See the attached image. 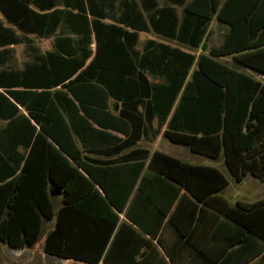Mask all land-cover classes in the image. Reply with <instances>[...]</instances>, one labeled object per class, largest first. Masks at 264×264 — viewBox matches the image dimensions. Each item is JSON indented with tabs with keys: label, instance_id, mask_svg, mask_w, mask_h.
I'll return each mask as SVG.
<instances>
[{
	"label": "crops",
	"instance_id": "1",
	"mask_svg": "<svg viewBox=\"0 0 264 264\" xmlns=\"http://www.w3.org/2000/svg\"><path fill=\"white\" fill-rule=\"evenodd\" d=\"M19 1L42 16L36 18L42 22L44 33L25 31L10 23L0 11L5 28L20 40L0 47V73L10 75V79L3 80L10 84L0 85V93L19 110L15 115L14 106L0 99V132L7 137L10 134V141L2 137L1 146L11 157V179L20 185V210H29L30 197H35L41 204L39 210L51 212L52 217L43 218L41 234L32 247L17 249L0 242L10 264H90L45 254L44 246L43 251L36 250L43 231L45 245L48 234L56 227L57 214L63 210L107 217L109 222L113 220L110 212L118 215V225L103 255H108L112 264H264V238L246 235L224 213L227 205L264 201V191H259L254 202L232 203L225 196L227 192L232 196L231 183L240 185L249 176L262 183L264 180L247 173L241 182H236L224 156L212 159L170 142L164 133L176 106L165 123L158 117L149 119L151 110L145 104L135 106L138 96L145 103L147 98L142 93L138 95L128 82L123 92L113 81L120 80L116 74L105 79L112 93L101 79L91 78L77 85L76 88L87 90L79 94L84 102L64 86L89 65L95 66V62L98 66L129 71L136 68V73L144 75L151 84H166L167 72L157 70L153 74L141 68L157 61V67L173 73L175 49L195 56L186 78L189 82L198 69L199 57L222 48L227 41L230 46H254L218 60L263 81L264 76L254 69H264V0H214L219 4L218 10L210 20H203V26L197 16L185 11L195 0ZM158 19L167 24L155 31L151 20ZM101 25L115 28L102 31ZM102 34L109 38H101L99 47L98 36ZM132 34L137 36L135 42ZM18 48L24 49L26 61L17 66ZM72 57L88 58L83 68L66 80V61ZM135 75L131 72L129 79L136 80ZM29 109L47 113L43 129L30 117ZM21 116H26L36 131ZM164 139L188 148L192 159L198 158L197 163L161 152L158 147ZM67 149L75 154V159ZM156 152L191 165L216 168L229 185L203 203L182 189L164 217L166 197L175 195V191L140 188L143 178L155 177L149 163ZM206 160L215 161V166L205 164ZM3 165L8 172L7 163ZM96 181H101L106 190ZM94 222L97 221L69 217L66 226L82 227L83 235L75 241L84 245L98 243L93 246L98 251L105 236L98 232L104 226ZM99 264H105L104 258Z\"/></svg>",
	"mask_w": 264,
	"mask_h": 264
},
{
	"label": "trees",
	"instance_id": "2",
	"mask_svg": "<svg viewBox=\"0 0 264 264\" xmlns=\"http://www.w3.org/2000/svg\"><path fill=\"white\" fill-rule=\"evenodd\" d=\"M218 5V2L214 0H195L185 8V11L197 16L200 26H203V20L205 22L210 20L217 12ZM0 11L10 23L25 31L43 35L42 22L36 18L42 19V16L35 14L19 0H0ZM221 15L222 13H219V20L222 19ZM165 24L167 21L151 20V27L155 31L165 28ZM100 27L103 28L102 31L115 28L106 25ZM103 34L98 36L99 47L102 43L101 38L103 40L109 38L108 34ZM124 36L127 37V34L124 33ZM136 38L137 36L132 34L133 42ZM19 41L0 20V47L19 43ZM253 46L251 43L230 46L227 41L222 48L212 49L209 55H201L198 59V69L193 72L189 82H186V78L195 61V56L179 49H175L173 73L166 68L157 67V61L150 62L145 68H141L149 70L153 74L157 70L167 72L168 82L166 84H151L144 75L136 73V68L129 71L117 67L98 66L96 62L95 66L89 65L85 71L70 80L83 68L88 58L75 59L72 57L66 61L65 66L66 80L70 81L64 84V80L63 84L75 98H79L82 102L79 94L85 93L87 90L78 89L77 85H81L91 78L101 79V84L112 93V89L105 79L109 74H116L117 79L120 80L113 81L123 92L126 91L124 85L128 82L130 83L128 85H131L130 87L137 91L138 95L142 93V96L147 98L148 101L145 103L144 99L138 96L135 106L145 104L146 108L151 110L147 115L149 119L158 117L161 123H165L174 105L176 106L169 121V129L164 133L165 138L170 142L185 145L193 153L212 159L224 156L226 165L236 182H241L242 177L247 173L264 180V80L258 81L218 60L220 57L243 52ZM254 70L264 76V69L256 68ZM131 72L132 75L136 74V80L129 79ZM4 79H10V75L0 73L2 87L10 84V82H3ZM143 84L146 85L145 88ZM0 99L7 101L10 106H14L15 115L19 112L18 108L2 93H0ZM46 114L45 111L29 109L30 117L42 129ZM48 114L51 115L49 111ZM21 118L36 131V127L31 125V121L26 116H21ZM32 133L29 134L30 139L33 136ZM3 136L5 140L10 141V134L7 137L6 133L0 132V242L12 248H29L34 246L39 239L43 218H51L52 213L39 210L41 204L35 197H30L29 202L32 206L29 210H20L21 203L18 193L20 185L19 182L11 179V157L1 146ZM66 151L72 159L76 158L74 153L68 149ZM4 162L9 167L8 172L4 170ZM143 166L142 164L141 169ZM149 170L154 172L155 177L153 180L143 178L140 188H157L168 193L175 191V195L166 197L167 206L163 211L164 217L171 210L174 200L182 189L190 192L198 203H203L208 198L223 192L229 185L226 177L216 168L191 165L159 152L153 154ZM87 172L94 178L90 170L87 169ZM94 180L97 179L94 178ZM88 182L92 185L90 181ZM96 182L106 190V186L101 181ZM202 191L204 194L200 193ZM108 198L114 204L112 198L110 196ZM36 208L37 210H33ZM224 213L238 227L242 228L246 235L264 238V201L256 204L237 202L235 205H227ZM110 215L113 220L109 222L107 217L96 218L90 213L77 210L59 212L56 227L47 236L44 245L45 254L90 264H99L104 258L105 264H112L108 255L106 257L103 255L116 230L119 217L113 212H110ZM69 217L94 220L97 221L94 224L100 222L104 226L98 232L100 236L105 235L99 244L98 251L93 248L98 243L84 245L79 240L75 241L76 237L83 235V228H68L66 224H68Z\"/></svg>",
	"mask_w": 264,
	"mask_h": 264
},
{
	"label": "rangeland",
	"instance_id": "3",
	"mask_svg": "<svg viewBox=\"0 0 264 264\" xmlns=\"http://www.w3.org/2000/svg\"><path fill=\"white\" fill-rule=\"evenodd\" d=\"M25 51L23 48H18L16 50V65H22L24 61H26ZM158 149L161 152H164L172 157L178 158L180 160H192L191 162H196L197 159H192V154H190L188 148L184 146H178L170 143L167 139H164L159 145ZM205 164L215 166V161L206 160ZM232 189V196H228L225 193V196L232 202L236 203L237 201H246V202H254V198L259 193V191H264V183L253 179L252 177H248L242 184L237 185L231 183L230 185ZM230 191V190H229ZM45 240V231H43L42 236L35 246L36 250L42 249L44 246ZM41 253V252H40ZM0 264H10L9 260L7 259V255L5 254L3 248L0 246Z\"/></svg>",
	"mask_w": 264,
	"mask_h": 264
},
{
	"label": "built area",
	"instance_id": "4",
	"mask_svg": "<svg viewBox=\"0 0 264 264\" xmlns=\"http://www.w3.org/2000/svg\"><path fill=\"white\" fill-rule=\"evenodd\" d=\"M263 79H264V77H263Z\"/></svg>",
	"mask_w": 264,
	"mask_h": 264
}]
</instances>
